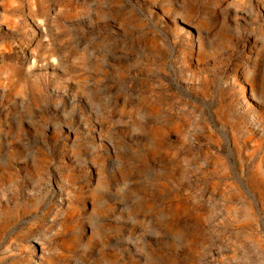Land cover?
I'll return each instance as SVG.
<instances>
[{"label": "rangeland", "instance_id": "obj_1", "mask_svg": "<svg viewBox=\"0 0 264 264\" xmlns=\"http://www.w3.org/2000/svg\"><path fill=\"white\" fill-rule=\"evenodd\" d=\"M0 264H264V0H0Z\"/></svg>", "mask_w": 264, "mask_h": 264}]
</instances>
